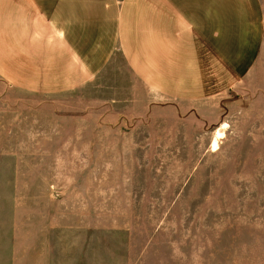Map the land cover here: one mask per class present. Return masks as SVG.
I'll list each match as a JSON object with an SVG mask.
<instances>
[{"label": "rangeland", "instance_id": "374dc122", "mask_svg": "<svg viewBox=\"0 0 264 264\" xmlns=\"http://www.w3.org/2000/svg\"><path fill=\"white\" fill-rule=\"evenodd\" d=\"M16 174L56 175L57 192L39 195L33 180L16 191ZM44 254L47 264H264V52L248 78L195 100L150 91L121 56L53 96L0 77L1 260Z\"/></svg>", "mask_w": 264, "mask_h": 264}, {"label": "crops", "instance_id": "0c3cea01", "mask_svg": "<svg viewBox=\"0 0 264 264\" xmlns=\"http://www.w3.org/2000/svg\"><path fill=\"white\" fill-rule=\"evenodd\" d=\"M263 52L264 0H0V77L35 94L72 92L121 56L150 91L195 100L248 78ZM30 177L16 191L57 192L56 175Z\"/></svg>", "mask_w": 264, "mask_h": 264}, {"label": "bare ground", "instance_id": "6f19581e", "mask_svg": "<svg viewBox=\"0 0 264 264\" xmlns=\"http://www.w3.org/2000/svg\"><path fill=\"white\" fill-rule=\"evenodd\" d=\"M227 124H224V126L223 127H225ZM222 137V132L221 131H218V133H217V138H221ZM217 145H218V141L217 140H214V142H213V146H215V147H217Z\"/></svg>", "mask_w": 264, "mask_h": 264}]
</instances>
